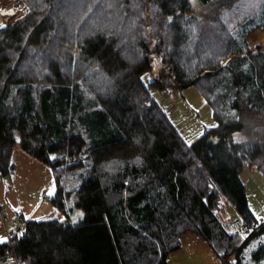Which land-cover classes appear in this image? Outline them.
<instances>
[{"label":"trees","instance_id":"trees-1","mask_svg":"<svg viewBox=\"0 0 264 264\" xmlns=\"http://www.w3.org/2000/svg\"><path fill=\"white\" fill-rule=\"evenodd\" d=\"M25 1L28 13L0 29V176L14 171L20 146L50 167L52 204L73 200L64 221L27 220L28 235L13 241L19 264H169L188 233L222 264H264V221L241 179L247 166L264 175V49L246 48L247 35L264 30V9L238 41L210 30L207 15L237 0H92L87 22L100 32L71 23L74 1ZM146 73L159 89L198 84L216 125L187 145ZM76 170L80 184L65 194L61 174ZM223 201L244 236L219 219ZM74 210L82 215L72 222Z\"/></svg>","mask_w":264,"mask_h":264},{"label":"rangeland","instance_id":"rangeland-1","mask_svg":"<svg viewBox=\"0 0 264 264\" xmlns=\"http://www.w3.org/2000/svg\"><path fill=\"white\" fill-rule=\"evenodd\" d=\"M73 1L74 5L71 4ZM90 1L92 0H67L66 3L72 5V13H70L71 23L76 21V24L82 25L89 20L92 5L86 6V4ZM0 2L16 6L19 13L9 24L0 29L10 26L24 17L29 11L25 0H0ZM58 2L62 4V7L65 6L62 0H58ZM100 3L103 8L106 7L107 2L105 0L103 3L101 0L94 2L96 5ZM192 9L197 10L196 12L194 11L197 14L204 11L199 3H196ZM263 9L264 0H237L234 3L225 1L223 4H219L207 11L208 18L213 20L210 30L218 28L224 31L227 36L230 35L228 37L239 41L237 35L240 27L246 24L247 19L258 16ZM146 15L151 19L153 11L152 13L148 11ZM95 24L97 23L87 22L90 29L98 32L103 31L104 26ZM118 26L122 28V25ZM151 26L154 27V25ZM71 45V49H78L80 46L75 44L76 48H74V44L72 43ZM222 45V42H218L212 46L222 53L225 50L222 48L226 47ZM255 46L256 49L259 46L264 49V30L261 28L252 30L246 37V48L254 51ZM132 59L133 57H130L129 61ZM194 65L198 66L199 63L195 62ZM154 66L156 68L157 64ZM196 66L193 68L196 69ZM74 70L77 71L76 69ZM98 76L105 77L104 74ZM152 79L151 73H146L143 76V82L150 96L166 113L170 122L179 131L187 145L202 136L207 129L216 125L212 107L207 103L198 84L193 83L185 88L173 87L170 90H164L153 86L151 84ZM81 87L89 98L93 97L92 91L89 89L92 87L89 81L88 83L81 82ZM12 163L14 165L12 174L0 176V208L5 210V224L7 226L11 225L13 216L17 211H22L28 219L32 220H66L64 212L71 207L73 195L70 199L65 200L63 210L57 209L52 204L51 201L55 196L57 186L50 167L26 154L20 146H16L13 151ZM80 173L81 171L76 170L61 174L62 183L60 185L65 194L74 193L77 189L80 184ZM241 179L246 188L248 207L259 221H264V175L259 170L247 166L241 173ZM50 192L51 195H49ZM43 195H45L44 198ZM70 214L72 213L70 212ZM76 215L78 214L76 213ZM218 217L228 229L233 219H239L226 201H223L221 207H219ZM3 229L4 223L0 213V238L3 237ZM181 240V248L173 251L168 256L169 264H222L208 244L196 234H185L181 237ZM233 262L234 260L231 258L227 264H233Z\"/></svg>","mask_w":264,"mask_h":264},{"label":"built area","instance_id":"built-area-1","mask_svg":"<svg viewBox=\"0 0 264 264\" xmlns=\"http://www.w3.org/2000/svg\"><path fill=\"white\" fill-rule=\"evenodd\" d=\"M45 195H43V198ZM1 217L4 223L3 237L0 238V264H19L16 254L13 250V241L17 238L26 237L27 218L22 211H17L13 216V222L10 226L5 224V210L0 208ZM233 231L244 236L242 221L235 219L231 222Z\"/></svg>","mask_w":264,"mask_h":264},{"label":"bare ground","instance_id":"bare-ground-1","mask_svg":"<svg viewBox=\"0 0 264 264\" xmlns=\"http://www.w3.org/2000/svg\"><path fill=\"white\" fill-rule=\"evenodd\" d=\"M18 14L19 13L16 9V6L0 2V24L4 25V27L9 24Z\"/></svg>","mask_w":264,"mask_h":264},{"label":"water","instance_id":"water-1","mask_svg":"<svg viewBox=\"0 0 264 264\" xmlns=\"http://www.w3.org/2000/svg\"><path fill=\"white\" fill-rule=\"evenodd\" d=\"M76 213L78 215H76ZM82 215V212L80 210H74L73 214L71 215L72 222H75L79 216Z\"/></svg>","mask_w":264,"mask_h":264},{"label":"snow or ice","instance_id":"snow-or-ice-1","mask_svg":"<svg viewBox=\"0 0 264 264\" xmlns=\"http://www.w3.org/2000/svg\"><path fill=\"white\" fill-rule=\"evenodd\" d=\"M8 14H11V13H8ZM0 27H4V25L0 24ZM49 195H51V192L49 193ZM2 242V241H0Z\"/></svg>","mask_w":264,"mask_h":264}]
</instances>
